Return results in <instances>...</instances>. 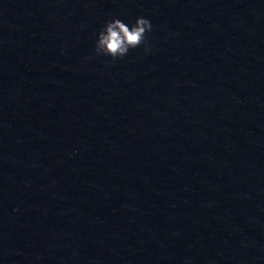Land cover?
Masks as SVG:
<instances>
[{
  "label": "water",
  "instance_id": "water-1",
  "mask_svg": "<svg viewBox=\"0 0 264 264\" xmlns=\"http://www.w3.org/2000/svg\"><path fill=\"white\" fill-rule=\"evenodd\" d=\"M0 264H264V0H0Z\"/></svg>",
  "mask_w": 264,
  "mask_h": 264
},
{
  "label": "clouds",
  "instance_id": "clouds-1",
  "mask_svg": "<svg viewBox=\"0 0 264 264\" xmlns=\"http://www.w3.org/2000/svg\"><path fill=\"white\" fill-rule=\"evenodd\" d=\"M152 24L148 18L138 17L131 25L112 17L97 33L94 51L97 55L111 57L113 61L125 57L130 49L144 46L149 51L148 33Z\"/></svg>",
  "mask_w": 264,
  "mask_h": 264
}]
</instances>
